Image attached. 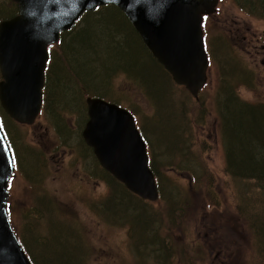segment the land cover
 I'll return each mask as SVG.
<instances>
[{"label":"rangeland","instance_id":"374dc122","mask_svg":"<svg viewBox=\"0 0 264 264\" xmlns=\"http://www.w3.org/2000/svg\"><path fill=\"white\" fill-rule=\"evenodd\" d=\"M254 1L251 7L264 6V0ZM14 3L0 0V13ZM105 11L102 23L92 25L91 37L82 34L85 49L76 51L75 60L82 70L79 79L71 83L66 75L69 86L62 103L78 105L80 111L73 113L61 103V119L46 96L34 124L6 120L19 165L9 183L14 229L28 236L41 232L60 237L64 247L55 251L49 242L52 262L38 258L41 264H264V188L227 171L226 143L233 148L237 144L229 140V129L224 134L218 107L225 96L223 76L227 87L236 85L240 99L264 103V18L246 12L238 0H220L217 10L204 18L206 50L215 56L207 85L195 98L173 79L174 90L168 78L166 89L158 88L153 74L158 65L129 18L114 8ZM62 54V47H55L52 61H62ZM143 77L145 89L138 83ZM81 80L90 93H81ZM97 95L136 114L150 157H156L162 173L163 197L157 201L143 202L119 186L110 193L92 148L82 139L86 98ZM183 104V139L191 145L187 156L175 157L176 167L184 163L194 174L167 164L178 142L175 116ZM54 252L69 255L67 262L53 258Z\"/></svg>","mask_w":264,"mask_h":264},{"label":"water","instance_id":"95a60500","mask_svg":"<svg viewBox=\"0 0 264 264\" xmlns=\"http://www.w3.org/2000/svg\"><path fill=\"white\" fill-rule=\"evenodd\" d=\"M19 13L0 22V102L16 122L33 124L43 106L48 47L60 40L87 11L115 5L178 85L198 98L208 80L209 56L204 15L219 0H13ZM82 131L100 165L132 193L157 201L158 183L149 165L147 143L133 114L100 97L86 98ZM0 121V264H33L10 222L9 181L15 166Z\"/></svg>","mask_w":264,"mask_h":264},{"label":"trees","instance_id":"16d2710c","mask_svg":"<svg viewBox=\"0 0 264 264\" xmlns=\"http://www.w3.org/2000/svg\"><path fill=\"white\" fill-rule=\"evenodd\" d=\"M242 1L244 4V9L246 12H250L251 14L258 15L262 18H264V6L259 5L258 7H251V5H255L254 0H238ZM13 3V2H12ZM15 7L13 8L11 5L9 8H3L1 9L2 12L0 13V20L9 19L13 16H15L18 13V6L16 3ZM241 6V5H240ZM242 7V6H241ZM114 8L117 12L124 14V12L118 8L115 5H104L101 7H98L94 11H88L86 12L76 23V25L68 30L65 31L61 34L60 41L56 43L55 45L52 46L51 49V62L49 63L48 69L46 70V76H45V85H44V102L46 101V96H47V101H48V106L50 104L53 105V108L56 110L57 114H60V118L63 119V114L62 111L58 110L59 105L64 102L63 96H64V91H65V86L68 87L69 85L67 84L69 82V78H67V73L69 74L68 76H71V83L73 82L72 79L78 80L79 77V71L81 70V67L76 66V61L78 60V54L76 51L78 50H84L85 48L80 45L82 42V34H85L88 32V36L91 37V27L94 24L95 26H99L102 21L105 19L104 13L106 12L105 10ZM243 8V7H242ZM126 17V16H125ZM127 18V17H126ZM92 20V21H90ZM87 22L86 26L82 27L78 31L76 28L82 23V22ZM129 21V20H128ZM130 22V21H129ZM108 24V23H107ZM131 24V23H130ZM107 28L109 29L108 25ZM137 32V31H136ZM138 34V33H137ZM139 40L143 44V46L146 48V50L149 52L151 57L156 61V64L158 65L157 71L153 69V74L158 77V88L160 89H166L168 86V82H171L172 85L170 86L173 90L177 86L175 83L172 81V77L168 71L165 70L163 65H161L155 57L152 55L150 50L145 46L142 38L138 34ZM69 38V39H68ZM96 41V40H95ZM209 41V39H208ZM209 44V43H208ZM62 47V50L64 51V56L63 54L60 56V59L62 61H58L54 63L52 60L53 58V49L55 47ZM210 51V50H209ZM214 52L210 51V56L209 59L213 60L214 58ZM64 64H66V67H64ZM61 68H63L65 71L62 73ZM77 68H79L77 70ZM54 70L55 74L54 75ZM82 71V70H81ZM123 71V70H120ZM124 72V71H123ZM234 72V71H233ZM233 72H231L229 75L234 76ZM77 76V78H74L72 74ZM87 74V73H85ZM132 77V76H130ZM67 78V79H66ZM144 79L142 80L143 82H138L135 80V82L139 83L143 89H145V84L147 82V78L143 77ZM168 78V79H166ZM225 76L222 77V91L223 94L225 95L224 98H220L223 101L219 102V111L221 113V122H222V128L223 132L225 134V129H229V140L233 143L237 144V148H233L229 145V143L225 139L226 143V148H227V166L226 169L229 173H231L232 176L236 178H241V179H250V180H256L259 182V186L261 188H264V103L259 102V103H251L244 101L239 98L236 92V85L227 87L226 83H224ZM82 81V80H81ZM80 83L83 84L82 86L78 85V88H81V93H83V90H87L86 92L90 93V88L87 84H85L83 81ZM62 82V83H61ZM67 82V83H66ZM64 83V84H63ZM224 86V87H223ZM55 88V92L52 94L50 93V90ZM71 88V86L69 87ZM73 88V87H72ZM73 92V90H72ZM96 94V93H94ZM69 96H71V93H69ZM99 97L105 98L101 95H97ZM110 101V100H109ZM117 103V102H115ZM63 104V103H62ZM64 109L66 110H72V112H78L80 110V107L77 105L73 107V104H70L68 102H65L64 104ZM183 109H184V104L181 107V111H179L178 106L177 110L179 111V114L175 116V121L176 123V129L178 128L177 132V144L174 146V150L171 153H167L170 158L168 160V165L170 167H173L174 169H187L191 174H194V172L191 171V168L189 165H182V163H179V165L176 167V159L175 157L178 155L179 158L183 157V154L185 156L188 155L189 153V147L190 145H186L184 139H183V129L185 127V114H183ZM133 111V110H132ZM237 111L238 116L234 115L235 112ZM134 112V111H133ZM4 112V109L1 106L0 103V116L5 124V128L7 129V136L9 137L11 141V145L13 148H16V144L14 143V137L11 134L13 132L12 128L11 131L8 129V125H6V120L10 121L12 124L17 125L16 121L13 119H10V117L7 115V113ZM80 117V116H79ZM85 114L82 116L83 122L85 121ZM246 117H248V121H246ZM181 121H180V120ZM58 124V121H56ZM58 127V126H57ZM61 132V130H59ZM17 132V129H16ZM225 138V136H224ZM148 141V138H147ZM149 142V141H148ZM150 144V143H149ZM152 145H150V148ZM152 149V148H151ZM185 150L188 151L185 152ZM175 153V154H174ZM17 154V153H16ZM166 158V156H164ZM98 166V165H97ZM150 166L152 170L154 171L156 178L158 179L159 183V188L162 189V173L159 170V164L157 163V159L155 156L151 154L150 157ZM180 166V167H179ZM194 170V169H193ZM100 172L101 175L103 176V179L107 181L108 185L110 186V193L113 194L114 192L117 191V187H121L124 189V192H129L132 196L136 197L137 199L146 202V200H143L139 196H136L132 192H130L128 189L125 188V186L120 183L118 180H116L113 176H111L108 172H106L104 169L100 167ZM198 174L195 175V177ZM192 177H194L192 175ZM126 192V193H127ZM160 198L163 197L162 190H160ZM143 210L146 211V207H143ZM16 231V230H15ZM21 243L23 244L27 254L29 255L30 259L32 260L33 264H41L38 260V258H42L47 262H52L50 261V253L48 250L50 249L48 247V243L51 242V244L54 246V250H60L64 246L62 245V242L59 238L55 239L53 238H47L43 233L41 232H35L33 235L28 236L26 233L21 232L18 233L16 231ZM141 245V244H139ZM137 247V245H136ZM53 258H55L57 261L60 262H67V259L69 255H66L65 253L60 254L57 252H54L52 255Z\"/></svg>","mask_w":264,"mask_h":264},{"label":"flooded vegetation","instance_id":"af4514ba","mask_svg":"<svg viewBox=\"0 0 264 264\" xmlns=\"http://www.w3.org/2000/svg\"><path fill=\"white\" fill-rule=\"evenodd\" d=\"M52 46H53V45H51V46L48 47V50H49V61H48V66H49V63L51 62V60H50V59H51V52H50V51H51V49H52ZM47 69H48V67H47ZM87 116H88V113H87ZM88 118H89V117H88ZM88 118H87V121H88ZM87 121H86V122H87ZM85 124H86V123H85ZM84 126H85V125H84ZM82 139H83V137H82ZM83 141H84V139H83Z\"/></svg>","mask_w":264,"mask_h":264},{"label":"snow or ice","instance_id":"6c2138e0","mask_svg":"<svg viewBox=\"0 0 264 264\" xmlns=\"http://www.w3.org/2000/svg\"><path fill=\"white\" fill-rule=\"evenodd\" d=\"M10 163L12 164L13 167L15 166V157L12 158Z\"/></svg>","mask_w":264,"mask_h":264}]
</instances>
